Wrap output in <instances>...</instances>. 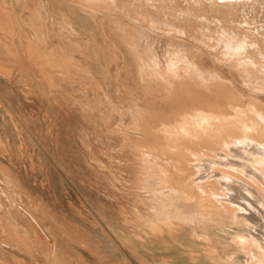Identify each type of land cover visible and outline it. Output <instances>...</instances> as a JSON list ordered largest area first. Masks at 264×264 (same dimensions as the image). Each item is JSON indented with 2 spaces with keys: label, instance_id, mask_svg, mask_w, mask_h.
Returning <instances> with one entry per match:
<instances>
[{
  "label": "bare ground",
  "instance_id": "6f19581e",
  "mask_svg": "<svg viewBox=\"0 0 264 264\" xmlns=\"http://www.w3.org/2000/svg\"><path fill=\"white\" fill-rule=\"evenodd\" d=\"M89 22L109 42L117 80L134 74L118 80V92L136 89L161 102L130 103L127 126L123 104L100 111L116 118L109 132L130 151L141 207L132 226L138 238L111 234L116 244L140 247L143 264H264V0H0V40L12 58L0 62V75L9 80L17 68L21 83L40 90L53 74L99 88L100 50L90 38L74 40ZM68 35L71 47H48ZM9 238L28 247L23 235ZM154 247L164 254L149 262Z\"/></svg>",
  "mask_w": 264,
  "mask_h": 264
},
{
  "label": "rangeland",
  "instance_id": "374dc122",
  "mask_svg": "<svg viewBox=\"0 0 264 264\" xmlns=\"http://www.w3.org/2000/svg\"><path fill=\"white\" fill-rule=\"evenodd\" d=\"M92 25L89 22L87 26L80 27L83 33L77 38L74 37V40L83 45L85 38H90L92 48L96 47L100 50L102 58L99 64L96 57H93L94 80L99 84V88L62 79L59 75L53 74L50 85L41 80L40 90L36 86L28 88L21 83L17 68L12 69L9 80L0 75V263L2 264H49V262L50 264H143L138 255L141 252L140 247L137 246L133 251L127 245L124 247L117 245L113 239L138 238L139 232H132V226L134 208L141 209V207L135 197L133 172L135 165L131 161L130 151L123 145L121 136L109 132L110 124H113L116 118L107 121L100 111L107 112L110 102L123 104L124 116L121 123L127 126L130 120V103L141 108H149L160 106L161 102L154 97L155 94L146 96L136 89L132 91L120 89L118 92V80L132 82L134 74H122L117 80L115 66L108 67L109 62H113L109 42L101 31ZM52 41L53 43H48V47L56 48L57 45L71 47L69 35L62 40ZM3 43L0 40V62L9 66L12 58L3 53ZM41 47L45 49L47 44L41 41ZM104 69L106 76L103 74ZM86 103L91 105V108L94 107V110L90 111L86 108L84 106ZM16 120L29 129L32 137ZM193 182L191 179L187 183H182L181 188L188 189ZM128 184L129 186H126ZM33 206L34 208H31ZM125 218H128V221H125ZM107 225L113 232L107 234L105 229ZM32 230H35L36 235ZM13 231L16 235L21 237L23 235L27 240V248L18 247L10 240L9 236ZM3 239L5 242H2ZM158 249L154 247L147 252L149 262L159 260L158 257L163 253V249H159L160 251ZM193 262L184 259L183 264H198Z\"/></svg>",
  "mask_w": 264,
  "mask_h": 264
}]
</instances>
